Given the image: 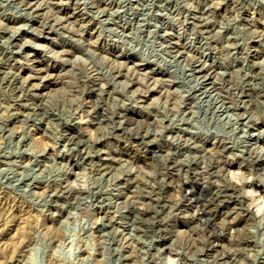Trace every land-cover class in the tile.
Listing matches in <instances>:
<instances>
[{"label":"rangeland","instance_id":"obj_1","mask_svg":"<svg viewBox=\"0 0 264 264\" xmlns=\"http://www.w3.org/2000/svg\"><path fill=\"white\" fill-rule=\"evenodd\" d=\"M0 264H264V0H0Z\"/></svg>","mask_w":264,"mask_h":264}]
</instances>
